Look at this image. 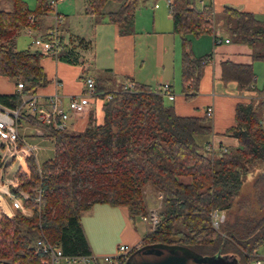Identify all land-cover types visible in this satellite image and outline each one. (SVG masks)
Listing matches in <instances>:
<instances>
[{"label": "trees", "instance_id": "16d2710c", "mask_svg": "<svg viewBox=\"0 0 264 264\" xmlns=\"http://www.w3.org/2000/svg\"><path fill=\"white\" fill-rule=\"evenodd\" d=\"M109 1L119 4L104 11ZM137 1L85 0L83 10L109 21L118 33L130 34ZM11 6L0 8V77L11 78L15 87L17 82L23 86L0 92V103L16 108L24 94L50 79L42 54L37 49H14L13 37L24 26H39L52 7L50 0H36L33 8L25 0H11ZM169 9L172 31L180 36L181 91L186 100L197 95L205 58L211 55L196 56L190 36L211 32L214 23L223 24L235 42L247 44L253 60L264 61V17L231 4L215 15L211 5L199 8L193 0H170ZM64 45L56 58L77 62L73 46ZM221 79L236 81L239 90L255 88L258 98L238 101L233 124L221 133L235 137L237 144L210 149L206 138L215 132L205 112L178 114L164 94L145 83L134 82L133 90H123L113 76L94 78V90L101 92L100 118L90 112L84 127L76 131L43 124L53 139V156L39 164L27 156L15 168L17 186L12 190L27 194L22 202L31 213L0 211V264H46L45 256L31 247L40 234L59 242L66 254L91 252L81 212L94 203H107L124 206L131 218L147 215L142 190L147 183L162 194V204L156 225L138 246L178 245L201 256L219 253L250 264L264 245V170L252 182L262 212L242 215L230 209L249 165L264 162V83L259 88L254 85L251 63L229 60L221 62ZM108 92L111 98L104 100ZM239 205L248 208L246 201ZM214 210L224 211L217 228L212 225Z\"/></svg>", "mask_w": 264, "mask_h": 264}, {"label": "crops", "instance_id": "0c3cea01", "mask_svg": "<svg viewBox=\"0 0 264 264\" xmlns=\"http://www.w3.org/2000/svg\"><path fill=\"white\" fill-rule=\"evenodd\" d=\"M78 1L81 4L79 5L80 8L83 7V10L85 0H55L52 9L44 15L39 26L36 28L30 27V32H28V28L25 26L21 28L26 29L29 34L34 33V36H42L48 29L55 27L65 44L64 46L66 47L68 45L67 48L73 46L72 50L77 54V62L75 63L66 62L49 55H42V64L50 81L45 86L39 87L34 92L28 93L34 94L39 104L47 107L48 96L53 93H58L63 97V106L66 107V101L69 95H79L85 91L84 77L86 75H90L93 78L113 76L118 84H122L126 80L145 83L150 86L155 83V89H157L163 82H168L171 93L164 94V98L166 97L168 100L173 101L172 104L178 114L201 115L204 114L205 107L207 105L212 106L213 111L210 119L212 129L215 133L206 138L207 141L209 140V144H211L212 149H217L219 147L225 148L227 146H235L237 144V139L235 137L221 133L225 130V128L233 124L236 103L241 100L258 98V95L255 88L251 90H239L236 81H223L221 79V62L229 60L240 64L251 63L255 73L254 85L257 87L256 81L260 84L262 80H264V61L253 60L251 57V48L247 44L232 40L228 30L223 24H220V22L213 24V30L211 32L207 31L199 36H190V48L196 56L206 54L211 55L208 58H205L206 62L202 67L197 95L189 100H186L181 91L180 36L172 31L169 4V13H167V15L161 13L160 11L154 12V10L152 13L153 29L149 31V33H152L155 36L156 53L155 65L153 69L149 71V66L145 68V58L137 60L136 39L138 37V31L141 30L135 26L137 3L134 13L133 33L120 34L116 31L115 26L109 21H106L103 18H97L96 16L87 13L86 15L93 17L89 28H87L88 22L86 25L84 23L81 29L74 28V26L70 22H67V20L70 16H73L76 9L79 10V7H76V3ZM193 1L199 8L211 5L215 15L220 12L225 4H231L242 10L250 11L259 17H264V0ZM118 4L119 2L109 1L105 4L103 10H114ZM6 5H8V3ZM154 7L158 8L159 6L157 3H154ZM83 17L85 20L86 16ZM64 20H66L67 23L65 24L64 22L63 28L60 29L59 26ZM92 30L93 32H91ZM148 35L149 34L146 33L145 38H147ZM104 36L106 43L111 42V47H113V52H109L106 56L100 55V45L103 42ZM79 38H82L83 42L78 43ZM225 39H228V41H225ZM68 64H80L79 77H81L83 83L81 84L80 89H77L80 91L78 94H74L77 93V91L75 92V90L68 88L58 75L59 65ZM15 89L16 87L8 92ZM253 100L257 101V99ZM89 108L95 112L97 118L99 119L100 113L98 111V98L94 99L93 104H91ZM76 116L77 115H71L70 118H72H69V123L67 122V127L71 130L85 122V116ZM261 122L264 125V112L261 115ZM28 132L31 134L33 132L32 128H29ZM36 134L42 135L39 133ZM41 153L42 152H40L39 155H41ZM95 204L97 203H94L93 205ZM123 208L125 209L124 206ZM4 209L6 214H13V208L11 205H7ZM147 209H149V207ZM82 228L90 251L93 252L89 243V234L84 227ZM125 228H131L127 221L123 226V230ZM148 230L146 229V232ZM131 232V230H127V241L124 243H129L131 245L139 244L141 237L144 234H130Z\"/></svg>", "mask_w": 264, "mask_h": 264}, {"label": "rangeland", "instance_id": "374dc122", "mask_svg": "<svg viewBox=\"0 0 264 264\" xmlns=\"http://www.w3.org/2000/svg\"><path fill=\"white\" fill-rule=\"evenodd\" d=\"M26 1L30 8H33L36 3V0H26ZM7 3L8 5H6ZM154 3H157L159 7L155 8ZM79 5L81 4L78 1L76 3V7L77 8L79 7V10L76 9L73 16H70L67 22H70L74 26V28L77 29H81L84 23L86 25L88 22L87 28H89V25L93 20V17L90 15H86V13L83 12L82 10L83 7L80 8ZM11 7H12L11 0H0V8L11 9ZM153 10L154 12L160 11L161 13L167 15V13H169L168 0H138L137 2L135 26L141 29L138 31L137 33L138 37L136 39L137 60L145 58V66H146L145 68L149 66L148 68L149 71H151L155 65V53H156V40L154 39L155 36L152 33H149V31L153 29V24H152ZM83 16H86L85 20ZM64 22L65 24L67 23L66 20H64L62 24H60V26L58 25L60 29L63 28ZM91 32H93V30ZM146 33L149 34L147 38H145ZM34 35H35L34 33L29 34L26 31V29L18 30L13 37V48L14 49L29 48L31 50L35 49L36 46L33 43V39L37 37V35L36 36ZM98 51H99V47H98ZM109 52L110 53L113 52V47H111V42L106 43L104 36L103 42L100 45V55L106 56ZM58 70H59L58 75L61 77L65 85L68 88L75 90V92L77 91V93L74 94H78L80 91L77 89H80L81 84L83 83L81 77H79L80 64L59 65ZM263 81L264 80H262L260 84H258V82L256 81L257 83L256 85L258 88L262 87L264 83ZM154 85L155 83L152 84L151 87L154 88ZM14 87H15L14 80L8 77H0L1 92L4 91L8 92L12 90ZM25 95H28V93L24 94L22 98ZM165 101L168 103L169 102L173 103L172 100H168L166 97H165ZM89 110L90 108L86 109L83 113L78 114L76 116V117L85 116V122L82 125L74 128L73 130L76 131L84 127L88 119V114L90 112H93V110L90 111ZM70 119L67 120L68 123ZM43 126L44 125L39 122L33 123L24 120L19 127L20 138L16 141V143L19 146L33 145L36 147L34 152L32 149L31 153L28 154L27 156H33L38 164L39 162H42L43 159L45 160L46 158L53 156V139L45 133V131L43 130ZM29 128H32L33 132L31 134L28 132ZM67 129L69 128L67 127ZM36 133L42 135H38ZM40 152H42L41 155H39ZM1 155H2V146L0 148V156ZM17 166L18 164L15 161V159L9 157L8 162L4 164L3 168L5 172L9 173L11 169L16 168ZM262 170H264V162L258 161L249 165V170L247 171V173L243 178L242 186L238 192V195L236 197L233 206L230 209L231 212L242 215H254V214L258 215L262 212V210L258 209V205L253 196V186H252L254 177L258 172ZM15 186H17V183L16 185H10L9 190L13 191L12 188ZM142 190H143V198L145 204L147 208L149 207L148 214L149 211H155L156 213H158L162 204V194L149 183L144 185ZM245 201L246 203H248V208L239 207L240 206L239 204L241 202L245 203ZM2 205L4 207H6L7 205H11V197L5 195L2 201ZM27 210L29 211L30 214L31 213L30 209L27 208ZM12 211L14 214L16 210L13 209ZM220 213L224 214V211L221 210ZM80 221L82 227H84L87 233L89 234V241H90L89 243L93 251L92 253L94 254H114L116 247L119 244L127 241L126 240L127 230L132 231L130 234L137 233L143 235L146 233V229L147 230L149 229V223L143 221L140 215L131 218L122 205H109L106 203H97L93 205L91 209L82 211L80 216ZM126 221L128 222V224H130L131 228L129 229L125 228L123 230V226L125 225ZM40 237L46 238L44 235L41 234ZM257 253L264 254V245L258 247ZM163 255L164 252L161 254H142V255L135 254V257L138 260L144 259L148 261H154L163 257ZM236 259L239 262L240 259H238L237 257ZM188 263L212 264V261L209 260L206 263H195L192 260H189Z\"/></svg>", "mask_w": 264, "mask_h": 264}, {"label": "built area", "instance_id": "2783aa9c", "mask_svg": "<svg viewBox=\"0 0 264 264\" xmlns=\"http://www.w3.org/2000/svg\"><path fill=\"white\" fill-rule=\"evenodd\" d=\"M55 0H50V6L54 5ZM168 4L170 1L168 0ZM28 32L30 27L26 26ZM46 36H37L33 39V43L42 55H49L56 57L59 50L64 45L57 29L52 27L45 33ZM228 41V39H225ZM21 82H17L16 87H22ZM85 91L79 95H69L66 101V107L63 106V97L58 93H53L48 96V106L45 107L37 102L36 96L32 93L25 95L22 98L21 104L16 108L6 106L0 103V145L2 146V155L0 156V211L5 213L2 205L5 195L11 197V207L19 210L24 214H29L27 208L23 205V197L27 194L20 192L15 194L9 190L10 185H16L15 177L16 169L13 168L9 173L5 172L3 166L8 162V158L15 159L17 164L22 165L23 158L35 150V146L21 145L16 141L20 138V124L25 121L33 123L39 122L41 124L53 123L55 128H67V120L71 115H78L89 109L93 104L94 99L98 98L101 92L94 90V78L90 75L84 77ZM134 82L126 80L122 83L123 90H133ZM158 92L162 94H170V86L168 82H163L158 88ZM111 98V93H105L104 100ZM212 106L205 107V114L208 117L212 116ZM212 149L211 144L207 146ZM8 215V214H7ZM12 215V214H10ZM141 219L149 223V229H153L158 221V213L149 211L147 215H140ZM214 217L219 219L214 221ZM224 214L219 210L212 212V225L218 227L223 220ZM151 224V225H150ZM137 245L129 243H121L116 247L114 254H94L75 253L66 254L63 252L61 245L57 241H51L43 237H37L33 240L31 247L35 253H40L45 256L44 263L46 264H123L126 254ZM250 264H264V254L254 253Z\"/></svg>", "mask_w": 264, "mask_h": 264}, {"label": "water", "instance_id": "95a60500", "mask_svg": "<svg viewBox=\"0 0 264 264\" xmlns=\"http://www.w3.org/2000/svg\"><path fill=\"white\" fill-rule=\"evenodd\" d=\"M163 252V257L154 261L138 260L135 257V254H161ZM189 260L195 263H206L211 260L212 264H227L228 262L239 264L234 256H225L219 253L213 256H201L184 246L162 244L136 246V249L129 254L123 264H189Z\"/></svg>", "mask_w": 264, "mask_h": 264}, {"label": "flooded vegetation", "instance_id": "af4514ba", "mask_svg": "<svg viewBox=\"0 0 264 264\" xmlns=\"http://www.w3.org/2000/svg\"><path fill=\"white\" fill-rule=\"evenodd\" d=\"M230 259V258H229ZM227 264H234V262H228ZM240 264V263H239Z\"/></svg>", "mask_w": 264, "mask_h": 264}, {"label": "clouds", "instance_id": "9594fccd", "mask_svg": "<svg viewBox=\"0 0 264 264\" xmlns=\"http://www.w3.org/2000/svg\"><path fill=\"white\" fill-rule=\"evenodd\" d=\"M217 219H219V218L218 217H214V221L217 220Z\"/></svg>", "mask_w": 264, "mask_h": 264}]
</instances>
